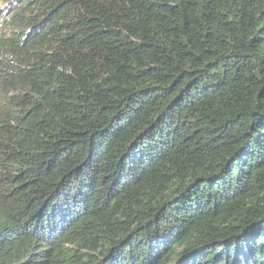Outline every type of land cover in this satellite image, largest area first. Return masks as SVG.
Returning <instances> with one entry per match:
<instances>
[{
	"label": "trees",
	"instance_id": "16d2710c",
	"mask_svg": "<svg viewBox=\"0 0 264 264\" xmlns=\"http://www.w3.org/2000/svg\"><path fill=\"white\" fill-rule=\"evenodd\" d=\"M6 7L0 264H264V0Z\"/></svg>",
	"mask_w": 264,
	"mask_h": 264
},
{
	"label": "rangeland",
	"instance_id": "374dc122",
	"mask_svg": "<svg viewBox=\"0 0 264 264\" xmlns=\"http://www.w3.org/2000/svg\"><path fill=\"white\" fill-rule=\"evenodd\" d=\"M7 2H8V0H0V17H1L0 18V28L4 27L3 20H5L10 15L9 10L6 7Z\"/></svg>",
	"mask_w": 264,
	"mask_h": 264
}]
</instances>
